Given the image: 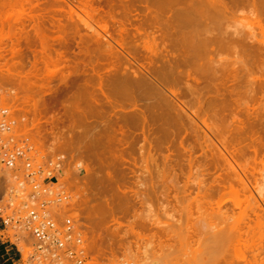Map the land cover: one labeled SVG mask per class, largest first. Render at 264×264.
<instances>
[{"label": "rangeland", "instance_id": "374dc122", "mask_svg": "<svg viewBox=\"0 0 264 264\" xmlns=\"http://www.w3.org/2000/svg\"><path fill=\"white\" fill-rule=\"evenodd\" d=\"M147 1L0 0V90L9 99L34 96L45 88L32 82L34 72L42 79L52 75L51 110L63 118L54 135L59 149L50 151L69 156L65 178L85 170L80 176L94 201V230L112 250L122 233V257L137 253L141 264H264V0L210 19L206 30L171 17L174 0ZM194 2L217 6L215 0ZM162 56L174 59L168 64ZM143 64L160 80L172 69L164 92H184L179 100L197 112H170L165 132L155 129L157 122L150 133L123 128L121 109L111 110L108 101L131 94L121 88L116 93L117 87L128 76L143 78L137 68ZM188 86H196L193 98ZM1 170L13 186L12 173ZM217 177L232 179L216 186ZM9 197V183L0 182L2 217L9 214L8 201H19ZM0 229L13 264H37L29 258L33 240L24 230L4 228L1 221Z\"/></svg>", "mask_w": 264, "mask_h": 264}, {"label": "built area", "instance_id": "2783aa9c", "mask_svg": "<svg viewBox=\"0 0 264 264\" xmlns=\"http://www.w3.org/2000/svg\"><path fill=\"white\" fill-rule=\"evenodd\" d=\"M40 75L35 71L32 78L45 85L37 95L10 94L9 99L0 90V168L12 173L11 193L19 200L8 201L9 214L0 216L1 225L22 228L33 240L30 258L48 264H141L137 253L121 256L126 245L122 233L113 250L106 245L90 217L94 201L80 176L85 170L79 168L77 176L65 178L69 156L50 151L59 144L54 135L63 117L51 110L52 75ZM113 251L117 259L110 261Z\"/></svg>", "mask_w": 264, "mask_h": 264}, {"label": "bare ground", "instance_id": "6f19581e", "mask_svg": "<svg viewBox=\"0 0 264 264\" xmlns=\"http://www.w3.org/2000/svg\"><path fill=\"white\" fill-rule=\"evenodd\" d=\"M138 1V0H137ZM147 1V0H146ZM150 1V0H149ZM154 1V0H153ZM204 1V0H203ZM210 1H212V0H209V2ZM214 1V0H213ZM216 2V4H217V6L216 7H213V8H205V7H203L201 4H200V6L197 4V3H195L194 2V0H174V2H173V4L175 5V6H177V8L175 9H173L171 12H170V14H171V17L173 16V18L174 19H176V18H182V19H184V20H186V24H187V22H188V26L190 27V25L189 24H191L192 22L191 21H195L196 23H198L199 25H201V27H203L204 28V30H206V25L208 24V22L210 21V19H212V18H215V17H219V16H221V15H223L224 13H226V12H232V11H234L233 9H235V7H238V6H243V5H247V4H249V2H253V1H251V0H215ZM161 2V1H160ZM164 2H165V0H164ZM169 2V1H168ZM167 2V3H168ZM152 3V2H151ZM155 3V2H154ZM171 3V2H170ZM201 3H202V1H201ZM214 3V4H215ZM253 3H255V2H253ZM147 4H148V1H147ZM146 4V5H147ZM150 4V3H149ZM159 4V3H158ZM203 4V3H202ZM256 4H257V1H256ZM264 4V3H263ZM172 5V4H171ZM171 5H169L170 7H171ZM204 5V4H203ZM207 5H209V3H207ZM153 6V5H152ZM160 6V5H159ZM166 6V5H165ZM168 6V5H167ZM234 6V7H233ZM250 6H251V4H250ZM138 7V6H137ZM149 7V6H148ZM147 7V8H148ZM164 7V6H163ZM170 7H168V8H170ZM259 7V6H258ZM158 8V7H157ZM157 8H156V10H157ZM165 8V7H164ZM167 8V7H166ZM167 8V9H168ZM145 9V8H144ZM150 9V8H149ZM166 11V10H165ZM146 12V11H145ZM149 12V11H148ZM155 12V11H154ZM157 14V13H156ZM90 15V14H89ZM151 16H152V14H150ZM72 16V15H71ZM86 16H88V15H86ZM157 16H159V15H157ZM156 16V17H157ZM163 17V16H162ZM161 17V18H162ZM149 18H151V17H149ZM172 18V19H173ZM169 19H171V18H169ZM172 19H171V21H172ZM181 19V20H182ZM216 19V18H215ZM162 20V19H161ZM167 20V19H166ZM184 20H182V21H184ZM190 20V21H189ZM163 21H165V20H163ZM175 21V20H174ZM213 21V20H212ZM191 22V23H190ZM211 22V21H210ZM214 22V21H213ZM147 23H148V21H147ZM161 23V22H160ZM174 24V23H173ZM192 24H194V23H192ZM160 25V24H159ZM170 26V25H169ZM184 26V25H183ZM167 27V26H166ZM185 27V26H184ZM199 27V26H198ZM175 28V27H174ZM181 28V27H180ZM195 28V27H194ZM103 29V28H102ZM162 29V28H161ZM197 29V28H196ZM207 29H208V27H207ZM104 30V29H103ZM163 30V29H162ZM170 30V29H169ZM175 30V29H174ZM177 30V29H176ZM179 30H181V29H179ZM178 30V31H179ZM198 30V29H197ZM173 31V30H172ZM182 31V30H181ZM186 31H187V29H186ZM203 31V30H202ZM176 32V31H175ZM192 32V31H191ZM191 32H189V33H191ZM170 33V32H169ZM177 34H178V32H176ZM182 33V32H181ZM196 33V32H195ZM202 33V32H201ZM200 33V34H201ZM180 34V33H179ZM203 34V33H202ZM169 35V34H168ZM172 35H173V33H172ZM204 36H205V34H203ZM174 36H177V35H175L174 34ZM109 37V36H108ZM180 37H181V35H180ZM207 37V36H206ZM209 37V36H208ZM207 37V38H208ZM223 37V36H222ZM205 38V37H204ZM225 38V37H224ZM166 39V38H165ZM185 39V38H184ZM195 39H196V37H195ZM186 40V39H185ZM204 40V39H203ZM226 40V39H225ZM179 41V40H178ZM205 41V40H204ZM214 41V40H213ZM227 41V40H226ZM180 42V41H179ZM195 42V41H194ZM231 42V41H230ZM178 43V42H177ZM206 43V42H205ZM220 43V42H219ZM213 44H215V43H213ZM164 45H165V42H164ZM163 45V46H164ZM199 45V44H198ZM166 46V45H165ZM217 46V45H216ZM219 46V45H218ZM168 47V46H167ZM214 47V46H213ZM164 48V47H163ZM210 48V47H209ZM207 49V51H208V48H206ZM165 50V49H164ZM168 51V50H167ZM166 51V52H167ZM206 51V52H207ZM172 52V51H171ZM196 52V51H195ZM175 53V52H174ZM201 53H202V51H201ZM186 54V53H185ZM188 54V53H187ZM166 56H168V55H166ZM166 56H162L163 58H166V60H165V62H167L168 64L169 63H171L170 61H171V59L174 57L175 58V56L176 55H174L172 58H170V60H168L167 61V57ZM194 56V55H193ZM134 57V56H133ZM147 57V56H146ZM161 57V56H160ZM179 57V56H178ZM178 57H177V59H178ZM138 58V57H137ZM137 58H135V59H137ZM173 58V59H174ZM193 58V57H192ZM130 59H132V57L130 56ZM139 59V58H138ZM146 59V58H145ZM162 59V58H161ZM179 59H181V58H179ZM157 60V59H156ZM164 60V59H163ZM135 61V63L138 61H136V60H134ZM182 61V60H181ZM188 61V60H187ZM133 62V61H132ZM164 62V61H163ZM162 62V63H163ZM161 63V62H160ZM161 63V64H162ZM130 64V63H129ZM186 64V63H185ZM144 65V64H143ZM139 65L137 68L141 71H139V73H141V75L143 76V78H140L141 76H139V79L138 78H136V80L134 79V80H132V78H129V76H128V79L126 80V78L125 79H123V75L121 76L122 77V79L124 80V81H122L121 80V83L119 84V85H121L120 87H117V90H116V88H113L114 90H116L117 92L116 93H119L118 92V88H121V89H123V91H124V89L126 90V91H129V92H131V94L133 95H131L130 93L128 94V92H126V91H124V92H126L127 93V95H126V93L124 94V95H126L127 97H125L124 99H123V97H124V95L122 96V98L121 99H123L122 101H113V100H109L108 101V106L110 107V109L111 110H117V109H121V112H122V114H121V116L120 115H117V117L118 116H120L119 118H118V120H120L121 122H119V123H121L122 124V126H123V128L125 127V126H129V125H127V124H130V126H132V125H134V126H137L138 128H140L139 126H141V128L143 129V130H145V131H148L149 133L150 132H152L151 131V125L152 124H154L155 125V123L156 124H159L158 126H154V127H156L155 129H157L158 131H164L165 130V125H166V122H167V119H168V116H170V112H197V110H193L192 109V107H190V104L189 105H187L188 103L187 102H185L184 100L183 101H180L179 100V97H180V95H181V93H175V92H170L169 93V97L166 95V93L164 92V91H167V93H168V90H167V86L168 85H166V84H170V82H166L165 80H167V78L166 77H164V76H166L167 75V77H169V73L172 75V69H170L169 70V72H167L166 70H164V71H166L167 73H165L163 76H162V80H160V79H158V78H155V77H152V75H154V74H150V71H149V69H151V68H149V69H147V66L146 65ZM150 65V64H149ZM152 65V64H151ZM131 66V65H130ZM129 66V68H131ZM150 67V66H149ZM154 67V66H153ZM165 67V66H164ZM167 67H168V65H167ZM166 67V68H167ZM170 67V66H169ZM171 68H173V67H171ZM153 69H155V68H153ZM163 69V68H162ZM158 70H160V69H158ZM176 70V69H175ZM162 71V70H161ZM129 73H130V71H128ZM156 72V71H155ZM160 72V71H159ZM163 72V71H162ZM177 72V71H176ZM179 72V71H178ZM123 73V72H122ZM215 73V72H214ZM132 74H133V71H132ZM135 74V73H134ZM156 74V73H155ZM216 74V73H215ZM174 75H175V72H174ZM178 75V74H177ZM186 75V74H185ZM135 76V75H134ZM158 76V75H157ZM148 77V78H147ZM160 78V77H159ZM190 79V78H189ZM219 79V78H218ZM160 80V81H159ZM177 80H178V78H177ZM214 80V79H213ZM84 81V80H83ZM179 81V80H178ZM181 81V80H180ZM196 81V80H195ZM119 82H120V79H119ZM171 82H173L172 84H174V80H171ZM187 82V81H186ZM191 82H193V81H191ZM190 82V83H191ZM199 82V81H198ZM86 83V82H85ZM84 83V84H85ZM176 83V82H175ZM178 83V82H177ZM184 83V82H183ZM224 83V82H223ZM116 84V83H115ZM180 84V83H179ZM185 84V83H184ZM183 84V85H184ZM186 84H188V83H186ZM193 84V83H192ZM195 84V83H194ZM100 86H99V90H100V92H102V90H101V84H99ZM103 85V84H102ZM110 85V84H109ZM221 85V84H220ZM84 86V85H83ZM113 86H115V85H113ZM182 87V86H181ZM180 87V88H181ZM196 87V86H195ZM194 87V88H195ZM183 88V90H184V87H182ZM187 88V87H186ZM186 88H185V90H186ZM194 88L192 87V86H188V88H187V91L189 92V97L194 93ZM155 91L156 92V94H155V92H153V93H147L148 91ZM195 90H196V88H195ZM218 90V89H217ZM98 91V90H97ZM112 91L113 90H111V93H112ZM134 92H136V95H138L137 94V92L138 93H140L142 96H138V97H135L134 96ZM182 92V91H181ZM187 92V93H188ZM186 93V94H187ZM196 93H198L197 91H196ZM202 93V92H201ZM214 93V92H213ZM113 94V93H112ZM111 94V95H112ZM114 94H115V92H114ZM120 94V93H119ZM122 94V93H121ZM165 94V95H164ZM179 94V95H178ZM94 95V94H93ZM95 95H96V93H95ZM101 95H103V93H101ZM129 95H130V97H129ZM182 95H184V92H183V94ZM182 95H181V97H182ZM219 95V94H218ZM91 96V95H90ZM116 96H117V94H116ZM155 96V97H154ZM164 96H167L166 98L164 97ZM214 96V95H213ZM94 98H95V96H93ZM104 97V96H103ZM119 97H121L120 95H119ZM119 97H118V99H119ZM184 97V96H183ZM185 97H186V95H185ZM192 97V96H191ZM99 98V97H98ZM116 98V97H115ZM193 98V97H192ZM210 98V97H209ZM222 98H223V94H222ZM101 99V98H100ZM107 99H109V98H107ZM110 99H111V97H110ZM121 99H119V100H121ZM153 99V100H152ZM197 99V98H196ZM99 99H95V102L96 101H98ZM103 101V100H102ZM144 101V102H143ZM149 101H151V102H149ZM94 102V101H93ZM99 102H100V100H99ZM96 103L95 104V106H96V109H99L100 110V108H101V106H100V104L101 103ZM105 102H107V101H105ZM197 102V101H196ZM210 102V101H209ZM193 103H194V101H193ZM98 104H99V106H98ZM223 104V103H222ZM83 105V104H82ZM208 105V104H207ZM224 105V104H223ZM222 105V106H223ZM70 106V105H69ZM206 106V105H205ZM76 107H78V106H76ZM92 107V109L94 108L93 106H91ZM201 107V106H200ZM209 107V106H208ZM222 108V107H221ZM199 109V108H198ZM210 109V108H209ZM214 109H215V107H214ZM219 110V109H218ZM221 110V109H220ZM102 111V110H101ZM112 112H114V111H112ZM119 112V111H118ZM123 112H126V113H123ZM128 112H130V113H128ZM200 112V111H199ZM222 112V111H221ZM118 114V113H117ZM111 115V114H110ZM106 116H108V115H106ZM105 116V117H106ZM112 116H113V114H112ZM175 116V115H174ZM114 118H115V116H113ZM176 117V116H175ZM112 118V117H111ZM177 118V117H176ZM184 119V118H183ZM189 119H190V117H189ZM107 120V119H106ZM176 120V119H175ZM192 120V119H191ZM100 121H102V123H103V120H100ZM115 121H117L116 120V118H115ZM177 121V120H176ZM109 122V121H108ZM102 123H99V128H100V126L102 125ZM106 123H107V121H106ZM118 123V122H117ZM116 123V125H118L119 126V123L117 124ZM152 123V124H151ZM101 124V125H100ZM104 124H105V122H104ZM114 124H115V122H114ZM121 124H120V126L119 127H122L121 126ZM178 124H179V122H178ZM169 125V124H168ZM110 126H111V124H110ZM115 126V125H114ZM167 126V125H166ZM182 126V125H181ZM184 126V125H183ZM105 127V126H104ZM176 127H178V126H176ZM175 127V128H176ZM98 128V129H99ZM127 128V127H126ZM128 128H131V127H128ZM127 128V129H128ZM133 128V127H132ZM174 128V127H173ZM101 129V128H100ZM103 129V128H102ZM101 129V130H102ZM147 129V130H146ZM120 130V129H119ZM167 130V129H166ZM171 130H173V129H171ZM170 130V131H171ZM177 130H178V128H177ZM176 130V132H178ZM154 131V130H153ZM165 132V131H164ZM137 133V132H136ZM149 133H147V134H149ZM175 132H173V134H174ZM165 134V133H164ZM172 134V133H171ZM176 134V133H175ZM128 135V134H127ZM138 135V134H137ZM141 135H143V134H141ZM154 135V134H153ZM122 136V135H121ZM120 136V137H121ZM132 136V135H131ZM135 136V135H134ZM152 136V135H151ZM159 136V135H158ZM175 137H174V139L176 138V135H174ZM177 136H178V134H177ZM81 137V136H80ZM116 137H118V135L116 136ZM115 137V138H116ZM124 137V136H123ZM133 137V136H132ZM141 137V136H140ZM144 137H145V134H144ZM148 137H149V135H148ZM172 137V136H171ZM82 138V137H81ZM113 138V137H112ZM147 138V137H146ZM159 138V137H158ZM163 138V137H162ZM173 138V137H172ZM117 139V138H116ZM122 139V138H121ZM120 139V140H121ZM129 139H131V138H129ZM138 139V138H137ZM150 140H152L151 138H149ZM177 139H178V137H177ZM183 139V138H182ZM181 139V140H182ZM185 139V138H184ZM183 139V140H184ZM118 140V139H117ZM116 140V141H117ZM134 140V139H133ZM181 140H180V145H183V143L181 144ZM148 141V140H147ZM159 141V140H158ZM163 141V140H162ZM167 141H168V139H167ZM175 141H176V139H175ZM122 142V141H121ZM126 142V141H125ZM124 142V143H125ZM129 142V141H128ZM131 142L132 141H130L129 143L131 144ZM178 142H179V140H178ZM123 143V144H124ZM144 143V142H143ZM153 143V142H152ZM167 143V142H166ZM137 144V143H136ZM135 144V145H136ZM174 144H175V142H174ZM85 145V144H84ZM143 145V144H142ZM142 145H141V147H142ZM153 145V144H152ZM168 145V144H167ZM122 146V145H121ZM127 146H129V145H127ZM126 146V147H127ZM62 147V146H61ZM60 147V148H61ZM90 147V146H89ZM125 147V148H126ZM146 147V146H145ZM151 147H153V146H151ZM178 147V146H177ZM177 147H176V149H177ZM94 148V147H93ZM92 148V149H93ZM119 148V147H118ZM139 148V147H138ZM164 148V147H163ZM182 148V147H181ZM184 148V147H183ZM57 149H59V148H57ZM57 149H54V151L55 150H57ZM98 149V148H97ZM154 149V148H153ZM169 149V148H168ZM159 150H160V148H159ZM183 150H186V149H183ZM59 152H60V150H58ZM89 151V150H88ZM161 151V150H160ZM177 151V150H176ZM190 151H192V150H190ZM189 151V149H188V152H190ZM173 152V151H172ZM184 152V151H183ZM187 153V152H186ZM104 158V157H103ZM163 158V157H162ZM221 158H222V156H221ZM225 159V158H224ZM105 160V159H104ZM223 160V159H222ZM228 161V160H227ZM224 162H226V161H224ZM4 170V169H3ZM0 171H2L1 169H0ZM91 171V170H90ZM103 171V170H102ZM111 171V170H110ZM92 172V171H91ZM91 172H88V174H90ZM104 172V171H103ZM94 173V172H93ZM95 173H96V171H95ZM94 173V174H95ZM97 175L99 174V173H96ZM91 175V174H90ZM97 175H96V177H97ZM100 175V174H99ZM98 175V176H99ZM229 175V174H228ZM6 176V177H5ZM93 175H91V179L93 178V179H95L96 177L95 176H93ZM0 177H3V179H4V181H7L8 183H9V191H10V199L9 200H11L14 196H13V194L11 193V189H12V180H11V178H10V176H9V173L8 172H5L4 174L2 173V175H0ZM229 177V176H228ZM6 178V179H5ZM218 179L220 178V177H217ZM217 178H215L216 179V181H214V179H213V182L215 183V185L216 186H219L221 183H224V182H226L227 180L229 181L230 179H232V178H230V179H226V181H224V180H218ZM95 180H100L99 179V177H97V179H95ZM237 180H239V182H241L243 185H244V182H243V180L241 179V178H239V177H237ZM4 181H3V183H4ZM221 181H223V182H221ZM227 181V183H229ZM96 182V181H95ZM100 182V181H99ZM99 182H96L97 183V185H98V183ZM94 183V180L92 181L91 180V183L90 184H93ZM96 183L95 184H93V185H96ZM214 183H212L213 185H214ZM222 185V184H221ZM107 185H105V187H106ZM108 190V189H107ZM4 195H2V197H3ZM142 209V208H141ZM23 230L22 228H19V229H17V230ZM33 255V252H32V254L30 255V256H32ZM30 258V257H29ZM31 259V258H30ZM32 261H35L37 264L39 263V264H48V263H46V262H42V261H39V260H34V259H31Z\"/></svg>", "mask_w": 264, "mask_h": 264}, {"label": "crops", "instance_id": "0c3cea01", "mask_svg": "<svg viewBox=\"0 0 264 264\" xmlns=\"http://www.w3.org/2000/svg\"><path fill=\"white\" fill-rule=\"evenodd\" d=\"M1 230L2 229H0V231ZM9 251V245L0 237V264H13V259L11 258Z\"/></svg>", "mask_w": 264, "mask_h": 264}]
</instances>
